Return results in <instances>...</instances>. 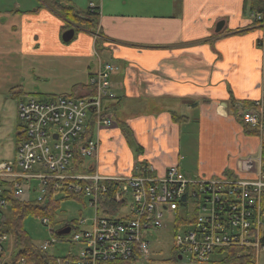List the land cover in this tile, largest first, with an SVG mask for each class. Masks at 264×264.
<instances>
[{
  "label": "crops",
  "instance_id": "0c3cea01",
  "mask_svg": "<svg viewBox=\"0 0 264 264\" xmlns=\"http://www.w3.org/2000/svg\"><path fill=\"white\" fill-rule=\"evenodd\" d=\"M67 1L96 12V27L74 22L62 32L65 20L49 0H0V93H14L17 110L29 99L85 97L99 58L115 70L112 96L102 101L114 125L89 128L97 174L151 167L161 176L175 166L187 179L250 175L239 160L260 141L240 116L241 104L263 98L260 31L250 14L264 0H89L85 10L83 0ZM31 76L43 83L26 97L22 80ZM51 78L61 81L47 86ZM65 199L86 202L56 199L55 213ZM78 211L71 221L91 214L87 203Z\"/></svg>",
  "mask_w": 264,
  "mask_h": 264
},
{
  "label": "built area",
  "instance_id": "2783aa9c",
  "mask_svg": "<svg viewBox=\"0 0 264 264\" xmlns=\"http://www.w3.org/2000/svg\"><path fill=\"white\" fill-rule=\"evenodd\" d=\"M92 7V4H91ZM260 34L263 98L244 109L242 121L259 138L257 153L240 159L241 172L210 178L187 179L175 166L161 176L146 167L135 176L106 177L92 168L98 143L89 128H110L113 119L103 111L108 78L115 66L100 61L88 81L85 97L57 96L46 101L29 99L18 105L20 143L14 159L0 161V264H121L151 254L145 233L163 229L164 216L174 225L172 253L181 260L206 262L214 252L241 249L258 264L264 247V2L250 14ZM88 133V136H85ZM56 137L55 139L53 137ZM88 163L90 166H88ZM108 182L116 184L106 197ZM127 213L120 212L126 195ZM59 198L85 200L89 216L66 224L67 235L53 233L50 209ZM57 199V200H56ZM33 202L46 212L35 217L51 236L41 242H18L7 230L6 217L14 202ZM107 201L116 213L107 215ZM55 218V215H54ZM63 227V226H62ZM54 248V253L48 249ZM252 263V264H253Z\"/></svg>",
  "mask_w": 264,
  "mask_h": 264
},
{
  "label": "rangeland",
  "instance_id": "374dc122",
  "mask_svg": "<svg viewBox=\"0 0 264 264\" xmlns=\"http://www.w3.org/2000/svg\"><path fill=\"white\" fill-rule=\"evenodd\" d=\"M13 1L14 0H3L2 4L7 3L11 5ZM88 5L89 0H83L82 6L80 7L81 9L85 10ZM18 70H20V67L15 66L13 68V73H17ZM60 81V79L51 78L48 80L47 86H53ZM22 82L27 89L25 92L26 97L28 96V93L31 92V87L38 85L39 83H43L41 79L38 80L32 76L28 78L25 77ZM25 96H22V98L26 99ZM34 97L42 98L41 95ZM17 103L18 101L14 93H10L5 90L0 93V161L14 159L15 150L20 143L21 138L18 135V128H20L23 123L17 115ZM131 203L132 198L130 194L126 195V201L121 204L120 212L123 214L127 213ZM82 204H86V202L81 203L72 199L62 200L60 204V209H62V211H60L56 216V222L61 221V223H55L52 226L56 229L62 223L76 218L79 215L78 210L82 209ZM83 215H85V213H83ZM165 219H167V216H164L165 226L163 229L145 233V237L149 241L151 249L149 259L141 260L136 258L134 261L128 264H240L233 260L227 259V251L212 253L206 262L190 261L187 258L178 260V258L174 257L171 251L174 225L170 220L168 221ZM262 220V231L264 234V217ZM22 228L28 237L31 238L30 240L33 244L51 236L48 228L44 227L37 218L32 216L26 218L23 221ZM48 252L54 253V248L50 247ZM257 261L258 264H264V247L260 249ZM253 264H255V262Z\"/></svg>",
  "mask_w": 264,
  "mask_h": 264
},
{
  "label": "trees",
  "instance_id": "16d2710c",
  "mask_svg": "<svg viewBox=\"0 0 264 264\" xmlns=\"http://www.w3.org/2000/svg\"><path fill=\"white\" fill-rule=\"evenodd\" d=\"M49 2H51L50 4H53L56 7L57 11L61 12V16L65 20L62 26V30H61L62 32L66 30L69 27V25L74 22H79L85 25L87 24L88 26H92V27L96 25L95 24L97 20L96 12H93V10L90 8H88L87 11L82 12V11L76 10L72 5L69 4L67 0H49ZM261 7H262V4L260 7H257V9ZM252 104H253V101L246 102L243 105L241 104V107H242L241 109H243L244 111V109L251 107ZM240 118L242 120V115L240 116ZM85 136H88V133ZM107 185L109 189H108V193L106 194V197L108 198L110 196L112 197L117 187H116V184L113 182H108ZM106 203L107 205L105 207L104 212L107 215L115 214L116 205L112 201L111 202L107 201ZM55 207H56L55 201H52L50 203L51 211L48 208L46 212H52ZM46 212L36 208L33 205V202L27 203L25 201H18V202L16 201L12 204L11 215L6 217L7 230L10 233H12L16 238H18L19 243L27 245L29 244L30 241H29L28 235L25 233V231L22 228L23 221L30 216L38 217V215L46 214ZM54 215L57 216L58 213H55V214L54 212L51 213L52 224L58 223L56 222V216L54 218ZM227 257H228L227 259L233 260L240 264H249L253 261L251 259L250 253L248 254L242 253L241 249H232L230 251H227ZM131 262L132 260H129L123 263L121 262V264H128Z\"/></svg>",
  "mask_w": 264,
  "mask_h": 264
},
{
  "label": "water",
  "instance_id": "95a60500",
  "mask_svg": "<svg viewBox=\"0 0 264 264\" xmlns=\"http://www.w3.org/2000/svg\"><path fill=\"white\" fill-rule=\"evenodd\" d=\"M71 35H72V31H70V30L65 31V32L62 34V39H63L64 41H68V40L70 39ZM54 138H55V137H54ZM68 230H69V228L66 227V228L58 229L56 232H57V234L61 235V234L66 233Z\"/></svg>",
  "mask_w": 264,
  "mask_h": 264
}]
</instances>
